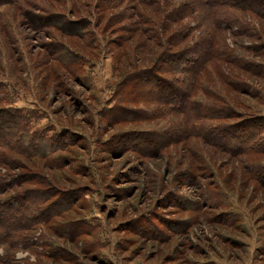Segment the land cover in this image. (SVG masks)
Returning <instances> with one entry per match:
<instances>
[{
    "label": "rangeland",
    "instance_id": "rangeland-1",
    "mask_svg": "<svg viewBox=\"0 0 264 264\" xmlns=\"http://www.w3.org/2000/svg\"><path fill=\"white\" fill-rule=\"evenodd\" d=\"M234 1L0 0V116L33 136L0 148V264H264V0ZM185 46L180 111L149 77Z\"/></svg>",
    "mask_w": 264,
    "mask_h": 264
},
{
    "label": "trees",
    "instance_id": "trees-1",
    "mask_svg": "<svg viewBox=\"0 0 264 264\" xmlns=\"http://www.w3.org/2000/svg\"><path fill=\"white\" fill-rule=\"evenodd\" d=\"M149 1L155 2L156 0H149ZM206 1L207 3H211V4H216L217 2V0H206ZM257 1L258 0H235L233 3L239 4V8L245 12L248 10L251 11V8L249 7L251 2L256 3ZM142 3L145 4L146 1H143ZM256 4L258 6L262 5L260 1L257 2ZM155 9L158 12H160L159 8H155ZM168 13L169 11H167V14ZM179 14L183 15V13H180V11L177 10L176 12H173L167 15L166 16L167 21H170L171 24H174V25L176 23L178 24L179 22H180L179 24H182V21L178 20L177 18ZM150 22L153 24L151 25V27H153V30L156 36L158 34L161 37L160 38L161 42H163L164 44L167 43L168 40L171 46L176 41H180L181 44H184V42H186L187 38L189 37V35H187L185 38V33L183 34V31H180L179 33L178 29H176L178 26L175 27L174 29L172 28L173 25H171L170 26L171 33L168 34L169 36L167 35L168 37H166V40L164 41L162 39L163 38V28L155 29L154 26L156 24V21L150 20ZM181 29L190 30V27H183ZM183 39H186V40L183 41ZM213 51L214 49H211L212 53ZM192 54L194 53L191 47L185 46L184 50L175 51V52L169 53L168 55H165L164 56L165 59L163 62L166 64L167 68H169L167 70V72L168 71L169 72L167 74L162 72V74H166V76L159 77L158 74L156 73L154 74V72L152 71V74L149 77L150 80H153L155 83L160 82L163 85H165L166 88L164 86L163 88L160 86L159 90L160 89L166 90L167 94H169L167 96H169L170 100L163 99V101L167 105H173V106H168V107L176 108L180 111L190 108L189 104L195 102V99L193 98H196L195 93H196L197 87H193L194 85L193 83L191 84V86H189L188 83L185 85L186 80L190 82L193 79H198L200 74L203 72V69L205 67L207 60L210 59L209 57L210 55L209 56L207 55L194 56ZM190 56H192V59L189 58ZM155 71H159V68H156V66H155ZM170 73L171 74L178 73L179 75H181V77L176 78L174 76H170L169 75ZM160 91H162L163 93V90H160ZM162 96L163 95H161V97ZM178 97H181L182 101L176 102ZM198 109L203 111V115H205L204 117L205 119H211V120L219 119L223 121V119L234 118L236 116L235 111L233 110V106L230 103H226V102L218 101V100L216 101L215 100L214 101L201 100V103H198ZM1 112H5V111L3 110V111H0V113ZM16 118H17V123L13 122L12 124L10 123L6 124V122H4V119L0 116V148H5L9 150H14V149L17 150L18 146H20V144L23 143L22 141L24 140V138L29 137V136L33 137L29 129L25 126V124L21 123L22 119L18 116ZM208 134H209V138H208L209 141L212 142L215 146H217V145H220L217 141L219 140L220 142H223V139L227 137L228 132L225 131L224 126L222 124H219L211 128ZM229 136H232L233 138H235L234 134H230ZM45 139L47 140V138ZM232 140L236 141V139H232ZM45 153L46 154L48 153L50 155L51 148H47L45 150ZM33 198H34L33 200H35V197Z\"/></svg>",
    "mask_w": 264,
    "mask_h": 264
}]
</instances>
